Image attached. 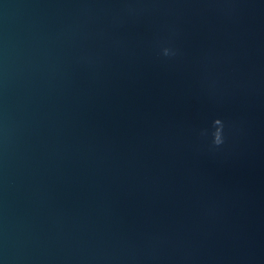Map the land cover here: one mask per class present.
<instances>
[{
  "label": "water",
  "instance_id": "95a60500",
  "mask_svg": "<svg viewBox=\"0 0 264 264\" xmlns=\"http://www.w3.org/2000/svg\"><path fill=\"white\" fill-rule=\"evenodd\" d=\"M0 264H264V0H0Z\"/></svg>",
  "mask_w": 264,
  "mask_h": 264
},
{
  "label": "clouds",
  "instance_id": "9594fccd",
  "mask_svg": "<svg viewBox=\"0 0 264 264\" xmlns=\"http://www.w3.org/2000/svg\"><path fill=\"white\" fill-rule=\"evenodd\" d=\"M162 52H163V55L165 56H170V55L175 54L172 50H170L167 47L163 48ZM213 128H214V131L212 132V144L215 146H219L224 142L223 136H222L223 124L221 120L219 119L213 120Z\"/></svg>",
  "mask_w": 264,
  "mask_h": 264
}]
</instances>
